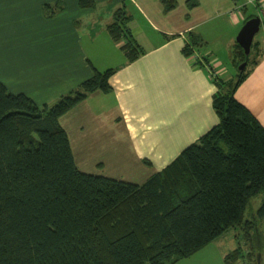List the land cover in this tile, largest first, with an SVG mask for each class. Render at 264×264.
Masks as SVG:
<instances>
[{"label": "trees", "instance_id": "16d2710c", "mask_svg": "<svg viewBox=\"0 0 264 264\" xmlns=\"http://www.w3.org/2000/svg\"><path fill=\"white\" fill-rule=\"evenodd\" d=\"M127 17L117 9L107 29L114 41L125 40L131 61L143 50ZM194 41L184 45L187 55ZM233 54L247 65L238 43ZM246 65L213 95L218 123L143 183L80 170L59 121L89 93L108 92L112 68L94 69L41 105L0 81V264H174L230 228L250 235L254 221L244 214L264 193V126L234 96ZM256 214L264 217V200ZM241 252L237 245L225 264Z\"/></svg>", "mask_w": 264, "mask_h": 264}, {"label": "crops", "instance_id": "0c3cea01", "mask_svg": "<svg viewBox=\"0 0 264 264\" xmlns=\"http://www.w3.org/2000/svg\"><path fill=\"white\" fill-rule=\"evenodd\" d=\"M249 7L264 29V0H173L168 9L163 0H93L92 6L79 0H0V81L41 105L69 93L94 69L112 68L110 90L89 93L59 121L80 170L92 164L89 173L107 176L104 166L116 161L143 183L218 123L213 95L237 75L228 67L233 56L224 63L211 45L203 47L220 26L203 24L239 12L246 20L254 15ZM117 9L128 16L127 27L143 50L131 61L121 48L125 40L114 41L107 29ZM192 41V53L201 60L184 52ZM256 43L254 63L234 95L264 126V35ZM216 239L183 264H225L228 252L209 247Z\"/></svg>", "mask_w": 264, "mask_h": 264}, {"label": "rangeland", "instance_id": "374dc122", "mask_svg": "<svg viewBox=\"0 0 264 264\" xmlns=\"http://www.w3.org/2000/svg\"><path fill=\"white\" fill-rule=\"evenodd\" d=\"M249 9L251 14H254L255 16H259L258 12L255 9L249 7L247 10ZM232 19H235L236 22ZM244 22H245V17L241 12H239L235 16H229L223 14L220 17L214 19L212 18L209 22L203 24L204 27L209 26L212 23H216L214 24V27L217 25L220 26L219 29H217L211 35H209L208 37L209 39H207L209 42L205 43L203 47L207 45L209 46L211 45L215 49L216 55L224 63H226L227 60L229 58L231 59V57L233 56L232 58H234V65L232 66L229 65L228 67L230 68V71L233 72L235 77L242 70L240 69V65L242 62H239V59L235 58L233 53L237 43L236 40L237 34L240 31L241 27L243 26ZM262 35H264L263 27H261L259 31L254 35L253 38L254 44L261 39ZM254 44L250 48L249 53L247 54L245 53L246 55H248V62L245 68V72H247V70H249V68L251 67L252 60L256 54ZM241 103L246 107V105L243 102ZM84 168L87 172H93L95 170L92 164H87V166ZM103 169H104L103 171L109 174L107 176L117 179L121 178L122 180L135 182L136 180H140L142 178L141 175H132L128 173L126 174V171L130 172V169L123 166L122 163L117 164L116 161H112V162L107 161ZM263 200H264V193L259 192L258 194L253 196L247 204L244 217L245 219H250L254 221L253 227L250 230V235L246 236L240 227L230 228L222 235L217 237L216 242L211 244V246L209 247L215 248L214 250L221 249L229 252L237 245H239L242 252L236 264L238 263L240 264L242 259L244 261V264H256L257 254L260 252L261 240H262L259 231V224L261 223L262 219L261 217L257 216L256 212L260 207V205L262 204ZM260 230L264 233V227H261ZM146 264L149 263L147 262ZM174 264H183V258L179 259ZM260 264H262V257Z\"/></svg>", "mask_w": 264, "mask_h": 264}, {"label": "water", "instance_id": "95a60500", "mask_svg": "<svg viewBox=\"0 0 264 264\" xmlns=\"http://www.w3.org/2000/svg\"><path fill=\"white\" fill-rule=\"evenodd\" d=\"M260 17L254 16L247 19L240 31L237 34V43L243 48L244 52L247 54L250 51L251 44L254 38V35L259 31L260 28ZM246 62H242L240 65V69H244ZM261 262V253L257 254V262L256 264H260Z\"/></svg>", "mask_w": 264, "mask_h": 264}, {"label": "built area", "instance_id": "2783aa9c", "mask_svg": "<svg viewBox=\"0 0 264 264\" xmlns=\"http://www.w3.org/2000/svg\"><path fill=\"white\" fill-rule=\"evenodd\" d=\"M256 0H247V2H255ZM241 6H238V7H236L237 9L236 10H238L239 8H240ZM192 55H193V57L194 58H196V59H200L201 60V56H199V54H197L196 52H194V53H192Z\"/></svg>", "mask_w": 264, "mask_h": 264}]
</instances>
